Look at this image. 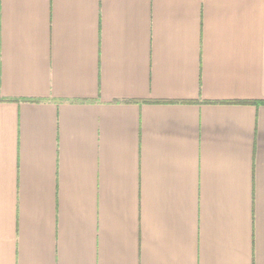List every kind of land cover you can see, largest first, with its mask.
Masks as SVG:
<instances>
[{"label":"crops","instance_id":"crops-1","mask_svg":"<svg viewBox=\"0 0 264 264\" xmlns=\"http://www.w3.org/2000/svg\"><path fill=\"white\" fill-rule=\"evenodd\" d=\"M0 264H264V0H0Z\"/></svg>","mask_w":264,"mask_h":264}]
</instances>
